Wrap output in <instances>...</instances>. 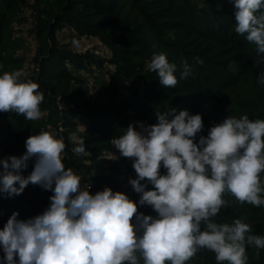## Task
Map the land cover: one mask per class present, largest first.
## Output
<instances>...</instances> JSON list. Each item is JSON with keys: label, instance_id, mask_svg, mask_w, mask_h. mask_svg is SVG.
Returning <instances> with one entry per match:
<instances>
[{"label": "trees", "instance_id": "trees-1", "mask_svg": "<svg viewBox=\"0 0 264 264\" xmlns=\"http://www.w3.org/2000/svg\"><path fill=\"white\" fill-rule=\"evenodd\" d=\"M25 4H30L37 21L38 46L32 59L35 68L24 78L36 82L44 94L42 116L29 121L15 113H0V160L25 154L26 139L42 130L60 138L61 125L67 145L62 163L90 182V194L109 187L136 202L139 213L154 216L151 206H139L140 195L129 183V178H137L133 160L122 157L110 143L122 134L121 129L130 123L137 130L140 124L156 123V111L187 110L202 116L204 129L196 137L198 142L200 135L206 137L227 116L264 119V85L257 83L264 63L246 34L235 32L232 0H0V75L24 67L19 53L25 38L15 31V24L21 21ZM261 14L264 8L256 13ZM64 30L68 31L65 43L60 44L56 33ZM84 38L99 42L102 53H73L72 46H83ZM153 51L164 52L177 65L175 88L161 86L157 74L147 69ZM184 63L193 71L180 80ZM96 71L101 74L94 76L91 90L86 74ZM72 133L85 139L88 154L72 152ZM112 151L115 159L107 157ZM34 163L33 158L19 174L28 176ZM161 174H166L163 167ZM261 179L264 183V173ZM146 190H152V185ZM52 195L33 185L12 197L0 193V230L13 213L20 220L42 214ZM224 199L229 204L215 222L242 219L253 235H264V206L241 205L228 193ZM246 253L248 264H264V249L249 245ZM186 264L217 261L213 252L203 249Z\"/></svg>", "mask_w": 264, "mask_h": 264}, {"label": "clouds", "instance_id": "clouds-1", "mask_svg": "<svg viewBox=\"0 0 264 264\" xmlns=\"http://www.w3.org/2000/svg\"><path fill=\"white\" fill-rule=\"evenodd\" d=\"M232 2L235 32L246 34L264 63V14L256 15L264 0ZM147 69L164 88L176 87L177 65L164 52L153 51ZM192 71L184 63L179 79ZM257 83L264 85V72ZM43 101L39 85L24 78L23 69L0 75V113L36 121ZM155 120L139 130L130 123L110 141L133 160L137 178L129 183L140 195L139 206H151L154 216L139 213L136 202L109 187L90 194L82 177L62 163L63 137L51 132L29 136L25 154L0 160V193L20 195L29 185L53 192L42 214L20 220L13 213L4 224L0 264H186L203 249L215 254L217 264H248L247 246L264 249V235H253L242 219L229 224L214 218L229 204L226 193L241 205L264 206V119L227 116L198 142L204 129L200 114L168 108L156 111ZM71 141L74 154H88L83 137L72 133ZM33 158L32 172L20 175Z\"/></svg>", "mask_w": 264, "mask_h": 264}, {"label": "built area", "instance_id": "built-area-1", "mask_svg": "<svg viewBox=\"0 0 264 264\" xmlns=\"http://www.w3.org/2000/svg\"><path fill=\"white\" fill-rule=\"evenodd\" d=\"M17 27L18 26H16V24H15V31L19 35H21L25 38V46L22 49V51H20V53H19L20 56L24 58L23 72H24V77H25L27 74H29V72H31L35 68V64H33L32 59L36 55V49H37L38 43L36 41V35H35V30L37 27V21L35 19L34 12L30 10L29 11V19L24 21L20 25L19 28H17ZM16 29H18V30H16ZM67 32H68L67 30H64V31H58L56 33L57 41L60 44L65 43L64 34ZM83 42H84L83 46L78 45V44H74L71 48V51L75 54H81V53H84L87 51H91L92 53H95V54L102 53V51H103L102 45L99 42H97L96 40H94L92 38H84ZM100 74H101V71H96L93 75H91L89 73L86 74L87 85L91 90L94 87V84H93L94 76H97ZM59 106L61 109L63 108L61 104H59ZM80 127H82V125H80ZM58 131H59L60 137H63L64 129L61 125L59 126ZM115 155H116V152L112 151V152L108 153L107 157L109 159H115ZM81 186L83 188L91 189L90 182L83 177L81 179Z\"/></svg>", "mask_w": 264, "mask_h": 264}, {"label": "rangeland", "instance_id": "rangeland-1", "mask_svg": "<svg viewBox=\"0 0 264 264\" xmlns=\"http://www.w3.org/2000/svg\"><path fill=\"white\" fill-rule=\"evenodd\" d=\"M31 10V7H30V4H25L24 5V9H23V11L21 12V14H20V18H21V21L19 22V21H17L16 22V26H18L17 28H19L20 27V25L24 22V21H26L27 19H29V11ZM16 30H18V29H16ZM82 47V46H81ZM102 77H104V76H102ZM101 77V78H102ZM98 79H100V78H98ZM97 80V79H96ZM130 189V188H129Z\"/></svg>", "mask_w": 264, "mask_h": 264}]
</instances>
